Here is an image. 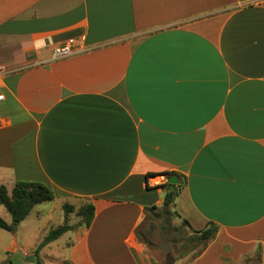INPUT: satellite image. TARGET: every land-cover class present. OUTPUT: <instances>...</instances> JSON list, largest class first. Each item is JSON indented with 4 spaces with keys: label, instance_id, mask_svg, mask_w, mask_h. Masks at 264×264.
<instances>
[{
    "label": "crops",
    "instance_id": "0c3cea01",
    "mask_svg": "<svg viewBox=\"0 0 264 264\" xmlns=\"http://www.w3.org/2000/svg\"><path fill=\"white\" fill-rule=\"evenodd\" d=\"M69 39L74 55L54 59ZM0 94V185L94 206L88 228L40 252L164 264L137 231L164 201L166 185L147 179L174 173L177 218L217 228L174 264H264V0H0ZM33 209L6 252L28 250L20 227L35 225V247L62 225Z\"/></svg>",
    "mask_w": 264,
    "mask_h": 264
},
{
    "label": "rangeland",
    "instance_id": "374dc122",
    "mask_svg": "<svg viewBox=\"0 0 264 264\" xmlns=\"http://www.w3.org/2000/svg\"><path fill=\"white\" fill-rule=\"evenodd\" d=\"M11 189L12 186L7 187L9 194L11 192ZM36 212H49L47 218V229L55 227L57 225L58 218L63 216L62 208H60L59 205H54L51 202H45L40 205H36L33 209L32 216H34L33 214H35ZM46 217L47 216H44L40 219L43 225H45L44 221H46ZM75 217L76 219H80L76 215ZM0 218L8 224L11 223L9 214L1 205ZM34 220L36 223L39 222V220L37 219ZM34 227L35 225L29 226L27 230H24L22 227H20L17 231L20 239V246L29 247L28 250L24 252V255L21 249L15 253H10V251L6 252V248L9 246L11 233L5 230H0V264H3V262L7 261H11L13 264L29 263V260L27 258H29L30 254V258H33L32 253L36 248V246H33L34 239L40 237L39 235L35 234L33 236H30L31 238L28 240L29 231H31ZM137 233L141 243L146 246L147 252L160 260L162 263L164 262V258L167 253H170L175 261L185 258V260H187L188 262L197 254L202 246L201 243L198 242L193 232L189 228L184 226L182 221L175 215H160L157 213V211L152 214L146 215L145 220L139 227ZM65 234L60 236L59 240L64 241L66 239ZM39 239H41V237ZM54 244L51 245L47 252H40L39 256L43 264H65V262H63L62 260L57 259L55 253L57 247H55ZM59 253L63 255L65 260L67 259L66 254H63V250H60ZM243 264H259L257 255L254 254L251 258L246 259Z\"/></svg>",
    "mask_w": 264,
    "mask_h": 264
},
{
    "label": "trees",
    "instance_id": "16d2710c",
    "mask_svg": "<svg viewBox=\"0 0 264 264\" xmlns=\"http://www.w3.org/2000/svg\"><path fill=\"white\" fill-rule=\"evenodd\" d=\"M168 177L175 176L174 173H166ZM165 195L164 201L160 208L155 206L147 208V215L152 214L157 211L158 214L163 215H175L177 214L172 209L174 198L176 196V189L174 191H169L170 184L163 186ZM175 188V187H174ZM53 193L44 185L34 182H16L12 187L10 194L5 186L0 185V205L5 208L7 213L11 218V223L8 224L0 218V229L13 233L19 225L32 211V209L39 204L45 202L53 201ZM64 220L62 225L55 227L48 231V233L43 237V239L36 246L33 251V263L43 264L40 259V251L47 246L49 243L57 240L60 236L68 231L75 229L76 227L88 228L94 216V206L91 203L82 205L78 208L71 204H64L62 206ZM74 214L80 218V221L76 225L68 224L69 215ZM183 225L189 228L193 234L196 236L198 242L201 243V248L195 256L200 254L207 246L209 241H211L216 232L217 228L213 224H209L207 228L194 231L190 228L186 221H182ZM194 256V257H195ZM3 264H12L11 261L3 262ZM65 264H69L65 262Z\"/></svg>",
    "mask_w": 264,
    "mask_h": 264
},
{
    "label": "built area",
    "instance_id": "2783aa9c",
    "mask_svg": "<svg viewBox=\"0 0 264 264\" xmlns=\"http://www.w3.org/2000/svg\"><path fill=\"white\" fill-rule=\"evenodd\" d=\"M76 41L74 39L67 40L63 45L56 47L53 50V58L60 59L74 55ZM4 101V95L0 94V103ZM1 120V118H0ZM168 176L166 174H160L155 177H149L147 179V185L151 187H161L168 184Z\"/></svg>",
    "mask_w": 264,
    "mask_h": 264
},
{
    "label": "water",
    "instance_id": "95a60500",
    "mask_svg": "<svg viewBox=\"0 0 264 264\" xmlns=\"http://www.w3.org/2000/svg\"><path fill=\"white\" fill-rule=\"evenodd\" d=\"M168 184H170V191L174 190V186L177 184L176 176H172L168 178ZM164 264H174V258L171 256L170 253H167L164 259Z\"/></svg>",
    "mask_w": 264,
    "mask_h": 264
}]
</instances>
